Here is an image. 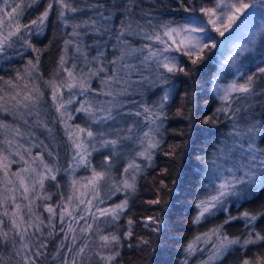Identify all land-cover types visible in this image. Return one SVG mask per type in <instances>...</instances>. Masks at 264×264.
Segmentation results:
<instances>
[{"label": "snow or ice", "instance_id": "1", "mask_svg": "<svg viewBox=\"0 0 264 264\" xmlns=\"http://www.w3.org/2000/svg\"><path fill=\"white\" fill-rule=\"evenodd\" d=\"M53 2L60 7L59 17L65 27L72 28L69 35L76 38L65 40L64 54L60 56L59 67L67 74L66 78L61 79L59 83L47 82L52 89L55 111L59 113L60 123L64 125L65 134L72 148L71 159L63 171L74 172L81 166L90 167V157L93 152L99 150L97 148L99 145L100 149H107L108 154L104 157L100 171L96 168L91 169L89 183L92 184L93 198H97L96 192L100 181L106 179L115 163L114 158L127 157L126 166L123 168L124 178L120 181L122 187H117L116 191L135 192L137 174L145 167H152L156 151L161 150L163 143L161 129L167 119L166 107L172 102L175 91L173 78L178 73L187 76L192 71L186 70L172 53H183L189 57L193 65H197L204 59V50L209 48L206 41H213L211 47L216 46L214 38L208 34L207 25L203 24L195 13L198 10L208 18V23L214 26L220 21V27H217L216 31L223 35L221 28L230 27L239 19L238 14H242L251 5L245 3V0H208L207 4L204 0H178V10L189 15L185 17L187 24L174 26V21L153 23L152 12H145L142 9L140 19H137L135 9L140 7L138 0L119 2L113 0L107 15L100 11L105 8L103 3L90 4L87 7L95 10L94 16L84 20H76L73 16L71 21L66 18L67 13L75 14L85 9L74 6L68 0H49L47 8L37 20L31 21V24H21L19 17L23 15L25 7L23 0L19 3L16 0H12V3H9V0H0V4L3 5L0 7V59H11L9 50L15 49L17 42H21L22 47L34 52L40 51L33 46L28 35L31 34L33 26L38 31H43L42 26L53 9ZM116 13H119L116 18L120 20L118 28L111 24ZM224 20L228 21L227 25L223 23ZM90 32L99 37L107 35L109 39L116 41L112 45L118 53L115 58L108 60L105 51L102 50V46H107L108 40L97 39L94 41L97 55L93 56L91 61L88 60L87 53L82 51L81 38ZM193 33L203 35L194 36ZM135 40L143 43L137 47L134 44ZM69 45H73L76 53L83 56L87 72L84 70L77 72L76 63H72L70 68L66 67ZM231 59L232 57H229V60ZM38 64V56L35 63L32 60L28 61L25 72L29 77L38 71ZM93 64L99 66L93 67ZM107 65L112 66L111 70ZM133 74H136L138 79L133 80ZM237 74L240 78L232 80L226 86L218 82V76L217 83L212 88L221 104L204 122L218 123L219 114H223L228 122V130L223 133L217 130L215 143H209L204 154L196 157L199 164L203 165L201 191L204 193V197L196 205L199 210L194 221L196 223H199L206 214L212 215L214 210L223 207L231 198L241 199L257 190H264V146H261L264 145V112L256 113L253 110L254 99L257 96H264V89L257 91L260 82L264 81V67H259L251 74H245L237 69ZM93 77L99 78L101 89L92 88ZM18 79L23 80V77ZM5 83L13 90L18 87L12 81ZM157 88H160L162 95L149 104L143 99V93L145 90ZM65 89L69 93L67 99L63 94ZM0 92H3V89H0ZM87 93H96L105 99L93 97L91 100L87 98L80 100L74 111L84 114L87 118L86 126L68 124L67 121L74 117L68 112L67 106L76 102L78 96H85ZM137 95L141 99H137ZM43 98L44 93L38 85L29 88L28 84H24L23 89L16 91L15 94L0 95V111L11 112L23 125V127L21 123L8 125L0 121V129L3 130L0 133L3 135V139H0V172L3 173V178L0 179V184H3V189L0 190V208L3 209L0 212V244H11L14 255L19 258L16 264H39L40 258L46 256L48 240L55 239L63 233L53 256L54 260L60 258L59 264H91L89 251L101 264H112L119 252L113 251L104 255L103 250L111 248L114 244L118 245L120 237L115 234H103L100 219L109 216L113 221L119 219L128 202L125 200L112 208H102L99 204H103V200H100L99 204H93L92 200L76 196L74 186L77 181L73 180L71 194L67 196L61 194V201L55 207L47 203L52 200L53 194L46 192L45 182L49 180L57 182L61 168L55 163L45 161V152L48 157H54V153L33 131L38 128L46 131L49 136L53 134L48 120L44 118L46 112L42 109ZM183 100L181 109H184L185 104L195 102L187 92ZM178 114L183 115V111L178 110ZM25 139L29 140L28 147L21 143ZM41 147L44 151L33 155L32 148ZM180 147L182 146L173 145L165 155L175 157L176 149ZM14 156L19 157V160L12 159ZM54 160H58V155ZM19 162H23L24 167L17 172H10L11 164ZM54 186L58 187V182ZM161 186L167 188L163 181ZM39 200L45 201L43 211L49 214L47 218L43 216V212L35 211L41 207L37 204ZM149 203L158 204L160 200H150ZM81 205L85 207L81 209ZM224 210L227 211L226 208ZM5 218L8 227H5ZM57 218L61 225L59 232L56 231L54 223ZM241 218L246 221L248 229L243 238H229L223 233L221 225L210 233L195 237L184 251L188 256L203 251L197 245L201 241L207 244L209 239L214 237L208 260L201 262L211 264V261L219 259L233 245H240L242 248L249 245H264V232L255 230L258 215L244 212L241 217L229 216L225 223ZM147 220L150 224L156 225L152 231H160L158 218L148 217ZM128 223L131 225L132 221L129 220ZM149 223L145 224L146 228L149 227ZM45 229L48 230L47 238ZM127 235H132L131 229ZM67 240H70L69 244H65ZM141 243L147 245L149 241L142 240ZM62 249L66 250L68 255L62 256ZM183 264H188L187 259ZM242 264H253V261L244 259ZM255 264H264V256H257Z\"/></svg>", "mask_w": 264, "mask_h": 264}, {"label": "trees", "instance_id": "2", "mask_svg": "<svg viewBox=\"0 0 264 264\" xmlns=\"http://www.w3.org/2000/svg\"><path fill=\"white\" fill-rule=\"evenodd\" d=\"M23 2L26 5L29 4L30 7L23 11L21 24H31V21L37 20L47 8L49 0H35V2L23 0ZM68 2L85 9V11L75 14L67 13L66 18L71 21L73 16L76 20L94 16L95 10L87 7L94 3H103L105 8L100 11H104L107 15V10L113 0H68ZM138 3L140 7L135 9L136 18L139 17L141 9L145 12L151 11L155 21L182 22L189 15V13L178 10V0H138ZM204 3L207 4L208 0H204ZM59 11V5L53 2V9L42 26L43 31H38L35 26L32 27L33 34L29 39L33 46L40 50L39 52H34L19 44L15 49L9 50L11 59H0V78H2L0 79V89H3L0 95L7 93L10 88L5 81H12L15 84L22 81L18 77H23L24 80L28 77L25 72L28 61L32 60L35 63L37 56L39 57L38 71L33 74L37 76V83L45 93L49 92L47 82L59 83L61 79L66 78L67 74L60 70L59 60L60 56L64 54L65 40L76 38L69 35L72 28L71 26L65 27L63 20L59 17ZM116 14L119 15V13ZM195 15H200V12L197 10ZM93 36L94 34L90 33L81 38L82 51L87 52L90 58L95 56ZM261 41L257 51L259 56L264 55V46H261ZM17 52L20 54L17 55ZM203 55L204 59L197 65H193L186 55L180 57L181 65L186 70L192 71L187 76L178 73L173 78L175 91L172 102L166 107L167 119L164 121L161 131L163 133L161 150L156 151L153 166L146 169V172L144 171L145 173L138 178L136 191L127 193L128 206L119 216V220L111 232V234L120 237V243L114 244L111 248L112 252H119L116 264H183L187 257L184 251L187 244L192 242L195 237L210 233L218 226H223L222 231L229 238H243L248 231L246 221L241 218L225 223V220L229 216L241 217L244 212L258 215L255 230L264 232V215H260L264 213V190H257L255 194L241 198V200H230L204 219L205 221L194 222L199 212L196 207L197 202L204 197V193L201 191L203 165L199 164L196 157L204 154L209 143H215L217 130L220 133L228 130V122L223 114H219L218 123L204 122L220 106L219 100L212 91L220 64L215 48H206ZM66 59L68 61L66 67L70 68L72 63H76V70L86 71L83 66L84 62L81 61L79 53H76L73 45H69ZM261 89H264V81L260 82V88L257 91L260 92ZM185 92L189 93L195 102L187 103L184 105V109H181V105L184 104ZM253 104V110L256 113L264 112V96H257ZM178 110L183 111V115L178 114ZM9 115L7 112L0 111V121L14 125ZM86 119L83 114H79L75 119V124L85 127ZM2 132L3 130L0 129V133ZM0 139H3V135H0ZM185 144L187 146L183 147ZM173 145L182 146L176 149L177 155L175 157L165 155V152L170 151ZM107 154V149L92 154V164L98 171L101 170L104 157ZM114 160L115 163L108 174L121 177V171L127 159L121 157L114 158ZM58 166L61 168L57 175L58 187L54 186L57 182L50 180L45 184L46 192L53 194L49 203L54 207L60 203L61 194L67 196L71 189V183L68 181L70 170L69 172L63 171L65 166H62L61 161ZM161 181L167 185V188L161 186ZM156 199H159L160 203H149L150 200ZM117 200L110 204H116ZM225 208L227 211L224 210ZM148 217L159 219V232L152 231L156 225L150 224L147 220ZM129 220L132 221L131 225L128 223ZM146 223H149L147 228L145 227ZM129 229L132 232L131 236L127 235ZM57 240L58 237L48 240L46 256L40 258L39 264H59V257L53 259ZM142 240H148L149 243L144 245L141 243ZM5 252L7 253L2 255ZM257 256H264V245H249L247 248L235 246L215 264H242L244 259H249L255 264ZM203 258L204 255L197 254L189 261V264L202 262ZM18 259L12 251H8V247L0 253V264H16Z\"/></svg>", "mask_w": 264, "mask_h": 264}, {"label": "rangeland", "instance_id": "3", "mask_svg": "<svg viewBox=\"0 0 264 264\" xmlns=\"http://www.w3.org/2000/svg\"><path fill=\"white\" fill-rule=\"evenodd\" d=\"M16 2L19 3L20 1L16 0ZM9 3H12V0H9ZM245 3H248L251 6L246 11H244L242 14H238L239 19H237L234 23H232L230 27L221 28L223 35H221L220 32L216 31V28L220 27V21H217L216 25L214 26V25L208 23V18L206 16H203L202 13H200V15L197 16L202 20L203 24L207 25L208 34H210L214 38V42L216 44L215 47H211V44L213 43V41H206L209 44V47L216 49L217 54H218L219 64H220L219 65V71H218L216 78L214 80V85L217 83V77L218 76H219L218 82L222 85H225V86L227 84H229L232 80L239 79L240 77L237 74V69H239L240 71H242L245 74H251L253 72H256L259 67H264V55L259 56L257 54L259 43L261 40H262L261 46L262 45L264 46V36H263L264 35V0H245ZM23 5L25 6L24 10L26 8L28 9L30 7V6H28L29 4L26 5V4H24V2H23ZM0 7H3V5L0 4ZM116 16H118V15L116 14L115 16H113V20L111 21V24L114 26V28H118L119 24H120V20L117 19ZM21 19H22V16L19 17L20 23H21ZM137 19H140V14H139V17ZM5 20H7L6 17H5ZM141 22H143V21H141ZM157 22L158 21H155L153 19V23H157ZM223 23L225 25H227L228 21L224 20ZM176 24H187V21L185 20L182 22H175L174 26ZM31 34H33V28H32ZM31 34L28 35V38H30ZM193 35L196 36V35H203V34L202 33H193ZM113 36H114V32H113ZM262 36H263V38L261 39ZM97 39L108 40L107 46L102 47V50L105 51L106 57L108 60L115 58V55L118 53L116 52V50L113 49L112 45L115 44L116 41L114 39H109L107 35H105L104 37H99V36L94 35L92 38L93 41H95ZM141 43H143V41H139V40L134 41V44L137 47H139ZM19 44H21V42H17V45H19ZM93 44H94V42H93ZM96 48H97V46L95 45V50L93 52L94 55H97ZM172 55H175L177 57V59L180 61V57L183 55V53L176 52V53H172ZM79 57H80L81 61L84 62L83 56H81L79 54ZM229 57H232V59L229 60ZM88 60L91 61V58L88 57ZM225 61H227L228 63L226 64ZM105 64H107V60H105ZM83 66H84V69H86L85 72H87V66L85 65V62L83 63ZM92 66L97 67L99 65L93 64ZM107 67L109 68V70H111L112 66L107 65ZM76 71L79 72L80 70H76ZM145 75H147V72H145ZM132 79L136 80V79H138V76L136 74H133ZM15 84L18 85V87L15 90H13L10 87L8 89L7 93L15 94L16 91H21L23 89L24 84H28L29 88H31L33 85H38L40 87L39 83H37V76L35 74H32L31 77L28 76L25 80H22L18 83H15ZM91 86H92V88L97 89V90L101 89L102 85L100 84L99 78L93 77L91 79ZM48 89H49V92L46 91L48 93H45L42 90V88L40 87V90L44 93V98L42 101V109H44L46 112V115L44 118L48 120L49 127H51L53 129V134H52V136H49V134L46 131H44L43 129H38V128L33 129V131L36 132V135H37V137H39V140H43L44 143L46 145H48V148L53 151L54 157L56 155H58V160H54V157H48L47 153L45 152V161L50 163V164L55 163L57 166H58L59 162L61 161L62 166L64 165L65 167H67L68 162L71 159L72 148H71V144L68 140V137L65 134L64 125L60 123L59 113H57L55 111V105H54V102L52 100V89L49 87H48ZM74 91H76V90H74ZM154 92L156 93L155 95L153 94ZM63 94H64V98L67 99L69 93L67 92L66 89L63 90ZM159 95H162L160 88L158 90H156V89L145 90L143 93V99H145L149 104H151L154 101L158 100ZM93 97H95L96 99H101V100L105 99L103 96H97L96 93H87L85 96H78L76 102H74L72 105L67 106L68 112L74 117V119L67 121L68 124L73 125V126L76 125L75 119H76L77 115L83 114V113H76L74 111V109L79 106V101L84 100L86 98L91 100V99H93ZM136 98L141 99V97L139 95H137ZM219 102L221 104L220 100H219ZM7 113L10 114L9 116H10L13 124L21 123V126L23 127L22 122L18 121L11 112H7ZM56 128H58L59 132L57 131ZM161 131H162V129H161ZM21 143H23L25 147L29 146V140H27V139L21 141ZM97 148L99 150L95 151L93 153H97V152L99 153V151L102 150V149L100 150L99 145H97ZM42 151H44V149L42 147L41 148H32L33 155H35L37 152H42ZM123 158L127 159V157H123ZM12 159L18 161L19 157L14 156V157H12ZM26 159H28V157H26ZM138 162L146 164V162H142V161H138ZM126 163H127V160L125 162L124 167L126 166ZM22 167H24L23 162L13 163V164H11L9 171L10 172H17ZM92 168H94V167H93L92 161H91L90 167L81 166L79 168H76V170L74 172L73 171L69 172L70 181L71 182L73 180L77 181L76 185L74 186L76 196L84 198L86 200H92L93 204H99V201L103 200L104 203L99 204V206L102 208H112L115 205L121 204L123 201L127 200L126 199L127 193L131 192L130 190L116 191L117 187H122L120 185V181L124 178L123 169L121 171V177H119L118 175L109 173L105 180L100 181L99 187H98L97 192H96L97 198L94 199L93 194H92V184L89 183V178L92 176V171H91ZM148 168L149 167H145L141 173L137 174V182H138V178L140 177V175L144 174L146 172L145 170ZM2 178H3V173L0 172V179H2ZM10 178H12V177H10ZM46 183H47V181L45 182V184ZM2 189H3V184H0V190H2ZM72 191H73V188L71 187L69 194H71ZM255 192H253L252 194H255ZM247 196H249V195H247ZM236 199L237 198H231L230 200H236ZM116 200H117L116 204H113V205L110 204L111 202L116 201ZM44 203H45V201H43V200L37 201V204H39L41 207L35 209V211L43 212V216L45 218H47V216L49 214L47 212L43 211V204ZM47 203H49V201H47ZM84 207H85L84 205H81V209H83ZM218 209L214 210L213 213H215ZM2 211H3V209L0 208V212H2ZM208 216H211V215L206 214L203 218H201L200 222L205 221L204 219H206ZM102 218L100 219V227L102 229L103 234L112 235L111 232L114 230V226L119 219L113 221L111 216H109L107 218H110V219L106 220L107 222L105 223V220ZM5 222H6L5 227H8L9 225L7 222V218H5ZM46 222H47V220H46ZM54 223L56 224V231L59 232V228L61 227V225H60L58 218L56 220H54ZM82 223L83 222L81 221V224ZM64 226H65V228L67 227V220H66ZM47 231L48 230L45 229V236H47ZM77 235H79L78 232H77ZM62 238H63V233H61L59 235L58 240L55 244V248L59 245L60 240ZM214 239L215 238L212 237L209 239V242L207 244H205L203 241H201L197 245V247L199 249H202L203 251H197L195 254H193L191 256H188L186 253V256H187L186 259L188 261V264H189V261L197 254H199L200 256L204 255L202 262L207 261L209 255L212 252V240H214ZM69 243H70V240L65 241V244H69ZM96 243L98 244L99 241L97 240ZM79 244H80V241L78 240L77 245H79ZM235 246H240V245H233L230 249H232ZM7 247H8V251L13 252L11 244H8V245L1 244L0 253H2V250H5ZM93 247H95V245H93ZM111 248L103 250V254L104 255L110 254L112 252ZM230 249H228L227 251H229ZM55 252H56V249H55ZM6 253L7 252H5L2 255H5ZM61 255L65 256V255H68V253L66 252V250L62 249ZM88 256L91 257V264H101L99 259L97 257H95L91 251L88 252ZM222 256H220L219 259ZM116 259H117V256H116L115 260L112 261V264H116ZM219 259L211 261V264L217 263V261ZM196 264H201V262H196Z\"/></svg>", "mask_w": 264, "mask_h": 264}, {"label": "bare ground", "instance_id": "4", "mask_svg": "<svg viewBox=\"0 0 264 264\" xmlns=\"http://www.w3.org/2000/svg\"><path fill=\"white\" fill-rule=\"evenodd\" d=\"M23 80H24V79H23ZM56 129H57V131H58V128H56ZM58 132H59V131H58ZM154 158H155V156H154ZM90 159H91V157H90ZM92 165H93L94 168H96L94 164H92ZM96 170L98 171L97 168H96ZM70 171H71V170H70ZM69 175H70V174H69ZM69 175H68V181L71 182V181H70V178H69ZM102 219H104V220H105V219H106V220H109L110 218H102ZM57 237H59V236H57Z\"/></svg>", "mask_w": 264, "mask_h": 264}]
</instances>
